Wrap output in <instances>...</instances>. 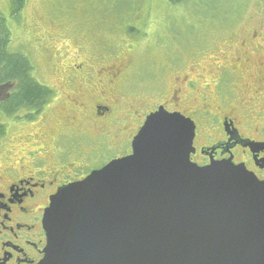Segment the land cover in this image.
<instances>
[{
    "label": "rangeland",
    "instance_id": "1",
    "mask_svg": "<svg viewBox=\"0 0 264 264\" xmlns=\"http://www.w3.org/2000/svg\"><path fill=\"white\" fill-rule=\"evenodd\" d=\"M17 8L12 0H0L7 50L27 60L29 77L47 94L37 105L13 111L0 101L2 168H18L23 157L30 170L27 156L33 152L54 157L71 149L81 162L85 151L89 165L115 154L86 122L94 100L104 92L108 102L100 104L113 108L120 123H129L176 87L170 69L177 64L187 77L177 85V109L200 122L209 115L198 112L196 84L188 87L196 82V47L230 42L236 48L246 33L240 48L264 45V0H24ZM231 34L238 35L228 39ZM76 64L81 66L75 69ZM119 66L114 88L112 73ZM11 89L0 88L1 99ZM107 141L111 144L113 136Z\"/></svg>",
    "mask_w": 264,
    "mask_h": 264
},
{
    "label": "water",
    "instance_id": "2",
    "mask_svg": "<svg viewBox=\"0 0 264 264\" xmlns=\"http://www.w3.org/2000/svg\"><path fill=\"white\" fill-rule=\"evenodd\" d=\"M194 137L191 119L150 114L130 155L52 196L39 264H264V182L196 166Z\"/></svg>",
    "mask_w": 264,
    "mask_h": 264
},
{
    "label": "flooded vegetation",
    "instance_id": "3",
    "mask_svg": "<svg viewBox=\"0 0 264 264\" xmlns=\"http://www.w3.org/2000/svg\"><path fill=\"white\" fill-rule=\"evenodd\" d=\"M237 35L231 34L228 39ZM244 36L240 35L241 43L236 48L230 46V42L222 48H206L208 46L203 42L204 47H196V62L192 64L196 70V82H188V87L195 88L196 84L195 91L200 97L197 106L202 108L198 112L209 115L207 118L199 117L200 122L190 117V113L186 115L177 109L181 103V88L177 85L187 78L178 71L181 64H177L170 69L176 87L146 104V109L129 123H120L122 119L112 112L113 108L102 104L108 102L103 100H107L104 92L101 98L94 100L95 104L85 116L86 122L91 121L96 132L93 134L104 139V144L112 147L110 153L115 154L103 158L96 165H89L85 151L84 155H79L81 162L76 160L78 155H73L71 149L56 151L54 157L49 154L34 156L33 152L27 156L32 160L30 170L23 166V157L17 161L18 168L16 164L0 167V264H39L46 246L42 219L52 196L111 161L130 155L134 137L146 118L159 108L193 121L195 153L190 160L196 166L230 161L235 166H243L258 181L264 182V45L253 44L245 51V48H240L245 41ZM80 66L76 64L74 68ZM120 69V66L116 67L112 73L114 88ZM5 91L7 93L3 99L0 95V101L10 99L11 91ZM199 129L203 131L200 133ZM209 130L212 135H208ZM110 136H113V142L108 144ZM74 149L77 154L81 152L78 144ZM32 165L38 168L31 170Z\"/></svg>",
    "mask_w": 264,
    "mask_h": 264
},
{
    "label": "trees",
    "instance_id": "4",
    "mask_svg": "<svg viewBox=\"0 0 264 264\" xmlns=\"http://www.w3.org/2000/svg\"><path fill=\"white\" fill-rule=\"evenodd\" d=\"M24 0H12L20 9ZM8 29L0 19V88L12 86L10 99L5 101L4 109L13 111L23 106H35L46 98V92L29 77V64L26 59L7 50ZM2 126L0 125V135Z\"/></svg>",
    "mask_w": 264,
    "mask_h": 264
}]
</instances>
